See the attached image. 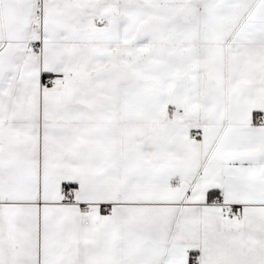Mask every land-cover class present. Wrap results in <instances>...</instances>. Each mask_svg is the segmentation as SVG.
I'll return each instance as SVG.
<instances>
[{"label": "snow or ice", "instance_id": "1", "mask_svg": "<svg viewBox=\"0 0 264 264\" xmlns=\"http://www.w3.org/2000/svg\"><path fill=\"white\" fill-rule=\"evenodd\" d=\"M0 264H264V0H0Z\"/></svg>", "mask_w": 264, "mask_h": 264}]
</instances>
